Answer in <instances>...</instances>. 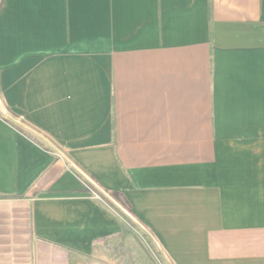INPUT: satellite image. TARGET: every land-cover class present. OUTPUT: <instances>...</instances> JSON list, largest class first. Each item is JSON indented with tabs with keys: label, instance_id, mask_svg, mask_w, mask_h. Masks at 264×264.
<instances>
[{
	"label": "crops",
	"instance_id": "obj_1",
	"mask_svg": "<svg viewBox=\"0 0 264 264\" xmlns=\"http://www.w3.org/2000/svg\"><path fill=\"white\" fill-rule=\"evenodd\" d=\"M0 103V264H264V0H0Z\"/></svg>",
	"mask_w": 264,
	"mask_h": 264
},
{
	"label": "rangeland",
	"instance_id": "obj_2",
	"mask_svg": "<svg viewBox=\"0 0 264 264\" xmlns=\"http://www.w3.org/2000/svg\"><path fill=\"white\" fill-rule=\"evenodd\" d=\"M121 219H122V221L124 223L130 224V220L128 221V219L124 218L123 216H122ZM132 226L134 227V229L136 231L135 235H134V238L137 241L136 243L142 244L143 246H146L148 248L149 257L151 259V264H168L165 261V259L163 258V256L158 251H155L156 248L155 247L153 248V244L150 241V239L148 238V236L147 235H143L136 224H133Z\"/></svg>",
	"mask_w": 264,
	"mask_h": 264
},
{
	"label": "water",
	"instance_id": "obj_3",
	"mask_svg": "<svg viewBox=\"0 0 264 264\" xmlns=\"http://www.w3.org/2000/svg\"><path fill=\"white\" fill-rule=\"evenodd\" d=\"M0 109H1V111L7 116V117H9L11 120H13V121H15V122H17L18 124H20V122L19 121H17V120H15V119H13L12 117H10L8 114H7V112L4 110V108L1 106V103H0ZM36 135H38L39 137H41V138H43L45 141H47L49 144H51L47 139H45L42 135H40L39 133H37V132H34ZM52 145V144H51ZM53 146V145H52ZM54 147V146H53ZM54 149L55 150H57V151H59L56 147H54Z\"/></svg>",
	"mask_w": 264,
	"mask_h": 264
}]
</instances>
